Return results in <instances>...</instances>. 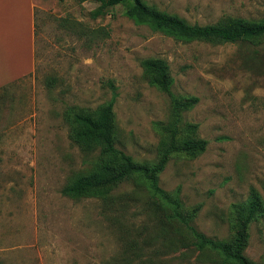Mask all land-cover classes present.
<instances>
[{
    "label": "rangeland",
    "instance_id": "obj_1",
    "mask_svg": "<svg viewBox=\"0 0 264 264\" xmlns=\"http://www.w3.org/2000/svg\"><path fill=\"white\" fill-rule=\"evenodd\" d=\"M144 1L190 25L264 19V0ZM98 7L42 0L35 71L0 89V264H218L194 248L159 250L136 181L113 189L107 202L61 194L96 154L70 140L68 106L95 110L114 98L115 147L137 164L158 160L173 119L169 97L141 68L151 58L167 64L174 96L198 100L177 130L197 126L195 137L207 142L195 159L172 155L159 188L184 210L197 209L192 225L214 241L233 237L237 207L254 190L263 214L249 226L244 254L264 264V44L185 41L136 23L123 6L102 14Z\"/></svg>",
    "mask_w": 264,
    "mask_h": 264
},
{
    "label": "trees",
    "instance_id": "obj_2",
    "mask_svg": "<svg viewBox=\"0 0 264 264\" xmlns=\"http://www.w3.org/2000/svg\"><path fill=\"white\" fill-rule=\"evenodd\" d=\"M96 2L99 3L97 14L111 7L123 6L125 15L136 23L149 25L185 41L264 44V19L247 21L227 17L212 25H190L177 16L158 11L144 0ZM140 65L149 83L166 93L171 104L173 126L166 130V140L161 141L158 160L151 164H137L115 147L114 98L95 110L68 106L63 119L68 124L70 140L85 154H96L87 161L90 167L87 173L67 183L61 194L71 199L94 198L107 202L113 189L125 182L136 181L145 188L148 196L146 210L156 219L154 231L159 250L180 245L211 254L218 264H257L244 254L249 241V226L263 214L260 199L254 190H251L248 201L237 207L233 237L227 241H214L192 225L197 209L184 210L177 196L159 188V175L172 155L181 154L195 159L205 151L207 142L195 137L197 126L188 125L185 132L177 130L181 113L194 107L198 100L194 97L181 99L171 93L173 79L165 61L151 58L141 61ZM54 81L50 79L47 86L50 88Z\"/></svg>",
    "mask_w": 264,
    "mask_h": 264
},
{
    "label": "crops",
    "instance_id": "obj_3",
    "mask_svg": "<svg viewBox=\"0 0 264 264\" xmlns=\"http://www.w3.org/2000/svg\"><path fill=\"white\" fill-rule=\"evenodd\" d=\"M42 0H0V89L35 71L36 14Z\"/></svg>",
    "mask_w": 264,
    "mask_h": 264
}]
</instances>
